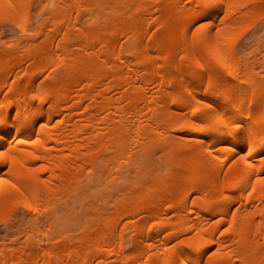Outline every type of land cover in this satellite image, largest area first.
<instances>
[{
	"label": "bare ground",
	"instance_id": "obj_1",
	"mask_svg": "<svg viewBox=\"0 0 264 264\" xmlns=\"http://www.w3.org/2000/svg\"><path fill=\"white\" fill-rule=\"evenodd\" d=\"M0 13V223L28 214L0 264H264V60L233 50L264 0ZM79 194L93 216L61 221Z\"/></svg>",
	"mask_w": 264,
	"mask_h": 264
},
{
	"label": "rangeland",
	"instance_id": "obj_2",
	"mask_svg": "<svg viewBox=\"0 0 264 264\" xmlns=\"http://www.w3.org/2000/svg\"><path fill=\"white\" fill-rule=\"evenodd\" d=\"M38 9L40 11L41 8H37L35 10V6H32L31 10H33L34 12L33 11H30L28 17H30V13L31 12H33V15L31 14L32 16L38 15L37 14L38 13L37 12ZM257 17H259V15ZM36 18H37V16L36 17L35 16L32 17L33 21L31 19H29V20H31V22L33 24L29 21L31 23V25H30V23H28L27 25L28 26H31V27L32 26H35L36 23H37V21L38 22L39 21L41 22L42 21V18L44 19L43 16L42 17L40 16L39 19H37V21H36L35 20ZM255 19H256V16H255ZM258 19H257L258 22H255L254 21V17H253V19H251V22L252 23L250 21L248 22V24H251V25L249 26L247 24V25L244 26V28H247L249 26L247 28V30L245 31V33H244V31H242L236 37V40H237L236 41V44H235L236 47H233L234 48L233 50H235V52L237 53V55L240 56V58L242 59V62L243 63L247 62L248 60H254V59H255V62L254 63H257V57H258V62H261L262 58L264 60V45H263L264 44V35H262L263 34V31H264V24H263L264 23V19H262V20H258ZM199 23H201V22L199 21V22L195 23L193 25V27L195 28V26H197V24H199ZM13 24H14V20L13 19L6 18V17H4L3 14L0 13V42L6 43V42H9V41L14 40V38L16 40V38L18 36H20V33H19L20 31H18L19 29L17 30L16 29V26L15 25L13 26ZM256 24H258V25H256ZM251 37H252V39H251ZM255 37L256 38L258 37V39L256 40ZM249 40H251V43L249 42ZM260 40H261V42L262 41L263 42L261 43ZM255 42H257L258 44L255 43ZM257 45H259L260 47L259 46L257 47ZM247 51L248 52L251 51V53L253 55H250L251 54L250 53L249 54V57H248V55H246L247 54L246 53ZM262 55H263V57H262ZM208 56H209V54L206 56L207 57L206 59H208ZM250 56H252V57H250ZM254 57H256V58H254ZM251 58H254V59H251ZM230 59H231V57H230ZM257 68L258 67L255 66V70H257ZM74 200L75 201L73 202V204L72 205L70 204V206L66 209V211L65 210L62 211V219H61V221H66L67 223H75V221L76 222H78V220L82 221L84 218H86L87 213H88V215L90 217L93 216V213L91 214V207H90V204H89L90 200L88 199V202H87V197H85L84 195L79 194L78 196H76L74 198ZM74 204H75V206H74ZM26 216H28V214L24 210V208L22 207V205L21 204H17L10 211V213H9V218L10 219L8 220V222L6 224H4V223L1 224L0 223V241L6 239L5 242L8 243V241L13 236H14L13 238L16 237L20 241H24L25 238H26V235L23 233V227L22 226L25 225V221H24L25 218L24 217H26ZM6 226H10L9 229H6ZM46 228H48V226H46ZM20 230L22 231L23 234L21 233ZM7 231H8L9 234L7 235V237H3V236H6L5 234L7 233Z\"/></svg>",
	"mask_w": 264,
	"mask_h": 264
},
{
	"label": "snow or ice",
	"instance_id": "obj_3",
	"mask_svg": "<svg viewBox=\"0 0 264 264\" xmlns=\"http://www.w3.org/2000/svg\"><path fill=\"white\" fill-rule=\"evenodd\" d=\"M214 2V0H204L205 6H210L212 3ZM2 154V153H0ZM4 183V181H0V184Z\"/></svg>",
	"mask_w": 264,
	"mask_h": 264
}]
</instances>
